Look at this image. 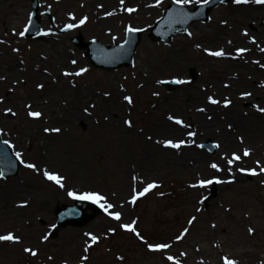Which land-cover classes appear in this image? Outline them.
Wrapping results in <instances>:
<instances>
[{
    "label": "rangeland",
    "instance_id": "obj_1",
    "mask_svg": "<svg viewBox=\"0 0 264 264\" xmlns=\"http://www.w3.org/2000/svg\"><path fill=\"white\" fill-rule=\"evenodd\" d=\"M41 3L40 14L42 15L41 28L42 31L51 30L52 35H48L46 40L41 41V48L36 43L40 36L37 37H20L19 31L23 30L28 23L29 16L32 12L31 0H0V67L15 65L18 74L4 83L0 84V109L12 108L16 112V116L4 115L0 113V128L4 129V140H9L15 147L13 151H20L24 154L27 162H35L39 167L47 168L50 171L59 172L66 177V188L83 192V191H99L106 195L109 202L122 203L123 222H131L137 220V228L149 243L175 242L174 236L178 235L183 228L189 227V233L186 237H190L193 231L197 230L200 218L204 220L203 237L207 238L211 249L210 255H203L209 258L207 264H223L221 257L227 255L229 258L239 256V264H261L264 261V235L259 232L258 227L253 226V222L248 223L255 228V234L250 236L259 252L256 255L243 254L240 248H232L222 246L226 239H222L220 233H225L224 228H218L220 223L231 218L229 213H235L238 218L251 219L250 205H255L257 212L260 214L264 224V201L259 202V198L264 196V175L252 176L241 174L236 171L233 166V174L235 180L233 183L214 184L207 189H199L194 193L188 187L190 183L195 182L198 178L210 177L217 175L223 180L230 179L227 172L228 165L226 161L221 159L225 153L232 151H241L244 147L253 150V143L247 138L254 139L255 130L245 132L242 125L237 123L238 119L245 122L250 121L255 126L260 125L264 114L257 112L252 105L259 104L264 107V90L261 91L263 97H259L255 92L256 88L264 84V71L259 65L254 67H230L225 66L224 72H230V76L224 79L210 77L211 71L208 65L212 62V57L202 51L203 47L210 49H218L223 47L226 51L233 48H227L221 44V41L214 40L217 32L220 30L218 22L219 18L226 19L230 24L235 25L237 29L247 30L249 35L246 37L248 43L255 45L253 53L255 60L262 62L264 52L260 51L264 47V5L247 4L235 5L231 3L222 4L211 12V20L208 22H195L191 24L188 31L193 33L192 37H188L186 33L175 35L174 39L169 43L152 40L149 37L148 26L154 23L163 15L164 10L172 0H163L160 7H146L151 5L154 0H145L142 7L137 0H125L124 7H135L139 11L128 14L121 10L119 0H114L113 6L107 0H39ZM110 2V1H109ZM83 5V6H82ZM102 5V7H98ZM197 4L187 5L191 10ZM142 7V8H141ZM143 13H139L140 11ZM115 11L112 16H106L105 13ZM68 13L76 16L77 20L82 16H87L88 21L82 27L72 29L66 33L61 31L66 23L74 22L68 17ZM243 15L244 17H241ZM99 17L114 18V23L102 20L98 22ZM243 20V22H240ZM132 25L137 28H144V32L140 35V42L136 52L133 65L123 67L117 70L107 71L103 69L93 68L89 65L84 51H81L71 41L72 37L82 34L85 41L96 39L100 42L113 44L115 42H123L125 40V27ZM16 33V34H14ZM113 37H116L114 40ZM255 37L256 43L250 42ZM202 45L201 49H197L195 45ZM244 42L235 43L233 47L242 46ZM234 48V49H235ZM13 49H19L14 52ZM64 53L66 57L65 63H57L60 54ZM72 59L77 60V65L70 64ZM264 63V62H263ZM58 64V65H57ZM41 65V66H40ZM87 67L89 71L83 77H65L59 72L63 67L68 70H75L78 67ZM195 68L198 72L196 79L190 76V69ZM7 70L0 69V76L6 75ZM39 74L48 76L49 83ZM180 77L191 81L189 84H182L175 90H168L163 87L162 83L157 84V80H172L173 77ZM146 77L148 87L141 89L137 85ZM245 79L246 83L238 87H234L230 82L238 83L241 79ZM249 81V82H247ZM224 82L229 87H224ZM73 83L75 87H73ZM37 84H43L44 88L39 90ZM49 85H53L55 98H58L60 106L68 107L67 100L70 102L72 95L70 91L86 90L93 97V100L99 103L100 107L107 108L109 100L113 98V93L117 92L119 98L124 95H131L134 99L132 105L126 104L123 116L119 114L112 116L108 111L101 112L97 110V106L93 115L86 116L82 111V117L74 121V128L66 127V131L61 134H52L47 136L43 131V121L37 122L27 116L28 109L24 106L28 101L39 104L31 95L32 91L40 93L41 97L47 96ZM146 88V89H145ZM202 91V97L212 95L214 98L223 101L224 97L231 99L244 91L252 92L253 95L246 99H241L237 105H233L225 109V114L230 115L216 118L218 122H212L211 128H201L196 130L195 137L198 144H205L209 140L213 143L219 142L221 148L210 151L207 148H196L195 146L184 147L183 153L187 163H179L174 161L181 153V150H172L173 155L168 160H164L160 156V151L144 146L145 141L152 146L157 147L153 141L146 139L147 135L152 137H173L165 130L150 127V119L157 122L167 123L166 115L163 112L183 116L184 119L187 108L192 105L189 97L195 93ZM110 93L105 96L104 93ZM154 92H159V96H154ZM260 92V90H259ZM200 93V92H199ZM176 101L172 104L171 101ZM92 100L85 102V105H96ZM173 101V102H174ZM238 102V100H237ZM74 104L73 102L70 103ZM32 106L31 110L37 111L36 106ZM82 106V107H83ZM219 109L220 105H213ZM80 107V110L82 109ZM194 107V106H193ZM127 108H129L127 114ZM131 112V113H130ZM246 113V115H245ZM104 114L113 118L111 125L103 122ZM232 115H234L232 117ZM128 116L133 121V127L123 134V124L117 122ZM262 116V117H261ZM83 117H89L83 118ZM103 117V118H102ZM201 120L207 121L206 115L200 117ZM214 119V118H213ZM209 120V119H208ZM122 121V122H123ZM212 121V120H211ZM197 122V121H195ZM63 126L62 122H55ZM198 123V122H197ZM231 123L233 129L229 130L227 124ZM148 124V127L146 128ZM159 126V123H156ZM24 128V129H22ZM28 129V130H27ZM26 130V131H25ZM231 131L229 136L228 132ZM39 133V134H38ZM244 137V143L240 144L237 136ZM247 136V137H246ZM192 139V138H191ZM187 139V140H191ZM236 141L237 145H233ZM256 141H258L256 139ZM255 141V142H256ZM254 142V143H255ZM187 148H192L194 158L185 156L188 153ZM202 154V156L200 155ZM205 155L206 157H204ZM206 158V159H205ZM207 162V169H203L200 165ZM261 160L264 163V155H253L245 158L239 166L246 168H254L255 160ZM212 162L220 164L225 169L222 172L215 173L208 165ZM187 168H192L193 172L188 173ZM184 172H183V171ZM1 171V170H0ZM141 178L144 182L155 180L161 186L154 189L147 196L137 200L135 205L127 203L130 199L132 187L138 190L142 184L135 183L132 176ZM124 182L128 183L126 188ZM234 187H226L227 185ZM217 191V195L200 205L197 200L200 196H209L212 191ZM18 192V193H16ZM163 192L161 196L158 193ZM115 193V195H113ZM235 193L236 198H225L224 194L232 195ZM191 199L193 203L191 204ZM24 200L28 201L27 208H20L21 217L17 221L11 220L13 209L18 207L14 203ZM264 200V198H263ZM76 201L66 196L63 189H59L53 182L47 181L39 173H35L30 169H26L22 164L19 175L10 179H0V235L9 231L14 232L15 229L21 231L23 237L25 220L32 222L37 221L38 217L45 220L46 229H42L31 234L32 237L26 238L23 242L24 247H32L38 250V257L43 264H81V256H88L83 264H172L166 259L167 255H171L169 250L165 252H151L147 246L140 242L133 234L123 231L118 227V222L111 220L105 213L98 215L83 225H68L63 228L57 226L56 208L63 205H73ZM256 203V204H255ZM196 207L203 209L196 212ZM231 209V211H226ZM24 212V213H23ZM29 214H28V213ZM197 216V220L193 225L189 226L187 221L191 216ZM233 217V216H232ZM201 220V221H203ZM237 223V222H236ZM55 224L53 229L51 225ZM216 227L213 228L212 225ZM242 225H244L242 223ZM115 227V234L108 233V229ZM219 229V234L208 238L206 233L209 229ZM50 233L47 242L41 243L40 238L43 234ZM246 233V230H242ZM85 232H93L102 237L97 245H93L90 250L85 253L84 243H80L75 253H64V247H61L63 241H69L76 234L83 241L87 238ZM35 234V235H34ZM107 234V235H105ZM228 241V240H227ZM48 243V244H47ZM203 243V241H202ZM228 243V242H227ZM47 244V245H45ZM200 245V243H198ZM215 244V245H214ZM41 245H45L42 250ZM216 245H219L217 247ZM5 244L0 242V263L4 258ZM60 249V250H59ZM74 249V248H73ZM236 253H234V252ZM24 255V253H22ZM52 257L49 260V257ZM118 256L124 259L118 260ZM212 256V258H210ZM32 256L27 254V259L21 264H30L29 258ZM36 257L34 259H36ZM33 258V257H32ZM182 264H197L193 259L179 258ZM3 262V261H2ZM201 263V262H200ZM206 264V263H203Z\"/></svg>",
    "mask_w": 264,
    "mask_h": 264
},
{
    "label": "bare ground",
    "instance_id": "obj_2",
    "mask_svg": "<svg viewBox=\"0 0 264 264\" xmlns=\"http://www.w3.org/2000/svg\"><path fill=\"white\" fill-rule=\"evenodd\" d=\"M107 1H108V3H106V4H112L111 7H114L116 10L118 9L117 7L113 6V3H115V2H113L114 0H107ZM137 2L142 7L145 5V0H137ZM111 12H113V11H111ZM139 13H143L142 9ZM241 17H244V16L241 15ZM97 19H99L98 22H101L102 20H106V21H109V24L114 23V18H111V17H99ZM222 20H226V19H223L222 17L219 18L217 23H219V25H220V30H219V32H217L214 40L221 41V44H223L224 46L227 45V48H229V49L233 48V49L228 51V52H231L233 54H235L236 48H241V47L248 48V49H250V51L244 53L241 57H239L237 59H231V58H220V59H218V58L212 57L213 60H212L211 64L208 65L211 69V71L209 72V74H210L209 76L217 78V79L222 78V79L226 80L225 78H227L228 76H230L229 74H231L230 72H224L223 71L225 66H227V65L230 67L234 66L235 68L236 67H244V65H245V68H247V64H249L248 66L254 67L255 68L254 70L258 69L257 67H255L256 64L253 63V61H256L254 53H253L254 52L253 49H254L255 45L248 43L246 36L242 35L244 30L243 29H237L235 25L228 26L230 24L229 22L227 25H223V24H221ZM240 22H243V20H241ZM46 39H47V36L41 35L40 39L36 40L37 41L36 43L38 44L39 48H41V46H42L41 41L46 40ZM229 40L232 41L231 45H229L227 43ZM238 42H241V43L244 42L245 44H243L242 46H236V48L233 47L234 44L238 43ZM64 57H66V56L64 55V53L61 52L60 56L58 57L57 63L58 64L59 63L64 64L65 63ZM263 62H264V57L262 58V62H260V63L264 64ZM67 68L68 67L61 68L59 73L62 75L63 71L68 70ZM227 68H229V67H227ZM227 68H225V69H227ZM0 69L7 70V72L5 73L6 75L0 76V77H5V79H0V84H2L1 82L6 83L9 80V78H12L18 74V71H17V68L15 65H13L11 67L9 65L8 66H2L1 65ZM260 69L264 71V68L260 67ZM38 75L40 78H43L47 83H49L48 76H45V75L39 74V73H38ZM145 78L146 77H144L142 82H140L137 85L138 89H141L143 87H148L149 84H148L147 79H145ZM247 82H249V81H247ZM245 83H246V80L243 78L238 83L230 82V84L233 85L235 88L240 86V85H244ZM224 84H226V83L224 82ZM48 89L52 90V91H51V93H50V91H47V93H45V94H47V96H45V97H41L40 93L32 91L31 95L35 98L34 101H36L39 104H34V102H32V103L30 102V105L36 106L38 108L37 111H40L43 113L41 118L36 119L37 122L43 121V124H44L43 127L44 128L45 127H60L62 129L61 133L66 131V127L74 128V121L83 116L82 112L86 116H89V114H87L83 111L84 108H88L91 115L94 114V110L97 106V110H100L101 112L108 111L112 114V116L119 114L122 117L124 115L123 111H124L126 104H127L123 100V96H121L119 98V94L117 92H115V93H113V98L108 101L109 105L107 106V108L105 110L104 107H103V109L100 107L99 103L96 102V100L94 101L93 98H90L93 96L89 92H87L86 90L83 91V89H79V91L76 90V91H70L69 92V94L72 95L70 98L71 101L69 102L67 100L66 104L68 105V107H65L63 105L60 106L59 104H57L60 96L58 98H55V94L53 93V90H56V88L53 85H49ZM39 90H41V89H39ZM255 90H256L255 92L258 93L259 97H261V96L263 97V95L261 94L262 93L261 91L264 90V87L259 86L260 92H259L258 88H256ZM199 92H197L194 95H192L191 97H189V101L192 102V105H190L187 108V111L184 112L186 115L185 117H187V118L184 119L183 116L178 115L186 123L191 125L190 129H184V128H181L180 126L174 125L173 123H171L167 119H166L167 123H163V122H159V121L157 122L156 120L150 119V121H149L150 127H154V129L158 128L160 130H165L166 133H168V134H170L176 138H173V137L164 138V137H152L151 136L152 139L150 141H153V143L156 144L157 147L152 148L153 145L146 143V141H145L144 146H148L151 149H156L157 151H160L159 157L163 158L165 161L168 160V158H170L169 160H171V157L173 155V151H171L170 149L163 148L161 144L156 143L157 140L162 141L164 139H174V140L191 139L190 137L187 136V134H186L187 131H196V130L201 129V128H211L212 122H214V120L216 118L223 117L226 115L224 108L220 107L219 109H217L213 105L208 104L207 103V97H202L203 92L200 90H199ZM88 100H92L96 103L94 108L91 107V104L83 106L85 104V102H87ZM231 100L233 101V103H235L234 105H237L239 103V101H241V99L238 98V94H235V97H232ZM237 100H238V102H237ZM173 101H171L172 104L177 103L176 101H174V102ZM28 102L25 105H28L29 104ZM71 102H73L74 104L71 105L70 104ZM80 107H82L81 110H80ZM133 107L134 106L132 105L131 109H133ZM199 107H206L207 112L206 113L197 112L196 109ZM128 110H129V108H127V114H129ZM0 113L4 114V109H0ZM163 114H164V116L166 115V118L169 115V113L165 114L164 112H163ZM204 115H206V118L210 115L212 117V119H211L212 121L208 120V119H207V121L201 120L200 117H202ZM103 116H104V118L102 117L103 122H106L109 125H111L113 123L112 117H108L107 119H105V116H107V114H104ZM120 116H118V118L121 120H119V121L117 120V122L123 124V122H122L123 120ZM233 116L234 115H232V117ZM226 117L230 118L231 116L226 115ZM83 118L89 119V117H83ZM126 119H130V117L129 116H128V118L125 117L124 120H126ZM195 121H197L198 123ZM55 122L64 123L62 125L65 126V128L56 124ZM215 122H218V120L216 119ZM156 123H159V126ZM237 123H240L242 125L241 127L245 132H248L250 130H255L257 132L256 133L257 136L254 139H250L247 136L246 137L253 143V153H255L256 155H264V117H263V119H261V123L258 126H255L250 121L245 122L242 119H238ZM123 126H124V124H123ZM147 127H148V124H147L146 128ZM22 129H24V128H22ZM128 129L129 128L125 125L124 130H123V134H126L128 132ZM228 133H229V136H232L231 131ZM46 134H47V136H50V135L55 134V133H52V134L46 133ZM148 136H150V135H147L146 139ZM256 139L258 141H256ZM233 142H234L233 145H237L236 141L233 140ZM191 149L192 148H187L188 153H186L185 156L189 155V156L194 158V151ZM172 150H175V149H172ZM180 150H181V153L177 156V158L174 161H177L179 163H187V161H185L186 158L183 155V153L185 152L184 148H181ZM200 155L202 156V154H200ZM203 156L206 157L205 155H203ZM205 159H203L204 162L200 165V167L203 169H207V162H205L206 161ZM192 170H193L192 168H187L186 171L188 173H192L193 172ZM124 184L127 188L128 183L124 182ZM232 186L234 187V185L228 184L226 187L229 189V187H232ZM191 192L197 193V192H199V190H192ZM16 193H18V192H16ZM223 197H224V199L229 198V197L236 198V195H235V193H232V195L224 194ZM263 198H264V196H261V198H259L258 201L259 202L264 201ZM20 203H19V201H17L14 203V206L17 207V205ZM192 203H193V199H191L190 207H191ZM19 209H20V207L12 210L13 212L11 213V217H10L11 220L17 221L21 217V213L18 212ZM249 210L251 211V216H252L251 219H247L249 222H247L246 219H242L240 217L238 218V216L235 213H229L231 215L230 217L234 218V219L229 218L228 220L220 223V226L218 227V228L226 229L225 233H223V234L220 233V236L222 237V239H226V242L222 243V240H219V241H221L222 246H228L229 250H232V248H237V249L240 248L243 250V251H241L243 254L256 255L259 251L257 249L252 248L255 246L256 243H254L252 238H249V236L246 235L247 229L249 227H252L248 223L253 222V224H255L253 226L258 227L259 232H261V234H263V235H264V224H263L262 217L257 212L255 205H253V204L250 205ZM41 219L42 218L38 217V219H37L38 223H37V221L32 222V221L26 219L25 224L23 225L24 226V230L22 232V233H24L23 237L20 235L21 231L18 230L19 228L15 229L14 233L21 236L22 241H24L26 238L32 237L31 234H33L35 232L38 233V231H41L42 229H46L47 226L44 223L46 219L45 220H41ZM201 220H203V219L200 218V222H198L199 224L197 226V230L193 231V233L191 234L190 237H185L184 240H182L180 242L175 241L172 244L173 246L169 250L171 255H173L177 258H186V259L191 258V259L195 260L197 264H201L200 263L201 261H203V263H206V264L209 263V261H208L209 258L208 257L206 258L203 255H205V256L210 255L211 251L214 249L213 248L211 249L209 243L206 242V240L208 241V239L203 237V230H205L204 229L205 226L203 225L204 220L203 221H201ZM242 223L244 225H242ZM206 228L209 229L210 227H206ZM242 230H246V233ZM218 231H219V229L216 231H215V229H209L206 232L208 234V238L210 239V237H213L214 235H218L219 234ZM44 232L45 231H43V234H44ZM41 237H39L40 241H41ZM70 239H71L70 245H69V241L65 240L61 243V247H64V249H62V251L64 250V253H69V252L71 253L72 252V254H73L79 248L80 243L81 242L84 243L85 240L83 241V239L80 236H78V234H76L74 238H70ZM174 240H175V236H174ZM202 241H203V243H202ZM3 243L5 244V249L3 252L4 258L2 259L3 262L1 261L0 264H21V262L23 260L27 259V253H25L23 251V242H21L20 244H12L9 242H3ZM41 243H43V242H41ZM198 243H200V245ZM47 244H45V245H47ZM45 245H41L42 250L45 248ZM197 248L199 249V251H197ZM180 252H186L187 256L186 257L179 256ZM22 253H24V255ZM234 253H236V252H234ZM232 256L236 260L239 259L238 255L234 256V254H232ZM34 258L35 257L29 258L30 264H43L41 262L42 261L41 259H39L38 257H36V259H34ZM210 258H212V256Z\"/></svg>",
    "mask_w": 264,
    "mask_h": 264
},
{
    "label": "snow or ice",
    "instance_id": "obj_3",
    "mask_svg": "<svg viewBox=\"0 0 264 264\" xmlns=\"http://www.w3.org/2000/svg\"><path fill=\"white\" fill-rule=\"evenodd\" d=\"M120 2V6H121V10L124 12H127L128 14H131L133 12L138 11L137 8L135 7H124L125 4V0H119ZM214 2V0H172V4L178 6L175 10H169V14L170 16H174L175 18H177L178 22L181 23H187V20L191 18V14L187 13L184 11L185 6L187 5H191V4H198L201 6H206L209 3ZM220 4H227V3H231V4H235V5H247V4H256V5H264V0H219ZM163 4V0H154V3L151 5H145L146 7H160ZM83 6V5H82ZM98 7H102V5H98ZM115 11L113 12H107L105 13L106 16H111L114 15ZM68 17L71 21L74 22H70V23H66L63 27V29H61V31L64 32H68L72 29H76L79 27H82L83 25H85L88 21V17L87 16H82L81 18H79L77 20L76 16L72 13H68ZM209 20H211V17H209ZM30 24H31V16H29L28 19V23L25 25V27L23 28V30L19 31L18 35L20 37H24L26 35V33L29 32L30 30ZM221 24L223 25H227L228 21L227 20H222ZM125 34L127 36H131L134 33L137 32H143L144 29L143 28H137V27H133L132 25H127L124 29ZM184 31L186 32L188 37H192L193 33L191 31H188L187 28L184 29ZM16 34V33H14ZM53 33L51 32V30L48 31H38L37 35H44V36H48V35H52ZM243 36H248L249 33L247 30H245L242 33ZM113 39L115 40L116 37H113ZM95 42V40L93 41ZM251 43L255 44L256 43V39L255 37H252L250 40ZM0 43H5V41H0ZM131 43L130 39H125L123 41L122 44L119 45V50H123L125 49V47ZM229 45L232 44V41L229 40L227 42ZM195 47L197 49H201L202 45L197 43L195 45ZM14 52H18L19 49H13ZM202 51L204 53H206L208 56L213 57V58H231V59H237L239 57H241L244 53L250 51V49L248 48H236L235 49V54L226 51L223 47L218 48V49H210L207 47H203ZM261 52H264V47L260 48ZM77 60L76 59H72L70 61V64L75 66L77 65ZM253 63L259 65L261 68H264V64H261L259 60L253 61ZM89 71V69L87 67H78L75 70H65L63 71L62 75L65 77H83L87 72ZM0 79H5V77H0ZM175 83V84H189L191 83V81L187 80V79H183L180 77H173V79L171 81H163V80H157L156 83L157 84H161V83ZM261 87H264V84L260 85ZM38 89H43L44 85L43 84H37L36 86ZM73 87H75V84L73 83ZM225 88L229 87L228 84L224 85ZM105 96H109L110 93L105 92L104 93ZM154 96H159L160 93L159 92H154L153 93ZM253 95L252 92L249 91H244L240 93V98L241 99H246L248 97H251ZM123 100L128 104V105H133L134 104V99L131 95H124L123 96ZM3 102V99L0 98V103ZM207 103L211 104V105H220L225 109L230 108L233 105V101L231 99H229L228 97H224L223 101L214 98L212 95L207 96ZM25 107L28 109L27 111V116L32 118V119H39L42 117L43 113L40 111H33L32 106L30 104L25 105ZM91 107H95V105H91ZM252 107L259 113L264 114V107H261L259 104H253ZM83 111L89 115H91V113L89 112L88 108H84ZM197 112L200 113H206L207 112V108L206 107H199L196 109ZM4 115L8 116H16V112L13 111L12 108H5L4 109ZM246 115V113H245ZM105 119H107V116H105ZM207 119L211 120L212 117L209 115L207 117ZM167 120L170 121L171 123H173L174 125L180 126L181 128L184 129H190L191 125L186 123L182 118H180L179 116L176 115H172L169 114L167 116ZM123 123L128 127V128H132L133 127V121L131 119H126L123 121ZM227 128L229 130L233 129V125L231 123L227 124ZM43 131L45 133H55V134H60L62 129L60 127H45L43 129ZM4 133V129L0 128V136H3ZM187 136L192 138L190 141L189 140H185V139H178V140H174V139H164V140H157L156 143L161 144L163 148L165 149H175V150H180L181 148L184 147H190V146H195L196 148H201L203 149L205 147L204 144H198L196 142L195 137L197 136V132L195 131H187ZM148 140H151L152 137L148 136L147 137ZM237 140L239 141L240 144L244 143V137L241 136H237ZM2 143L4 145H7L10 148H14L15 145H13L9 140H3ZM212 147H215L216 149L221 148V144L219 142H216L214 145H212ZM211 150V149H209ZM253 155V150L249 147H244L241 151L237 152V151H232L230 154L229 153H225L221 159L226 161V164L228 165L227 167V172L230 175V179L228 180H223L221 179L219 176L217 175H211L210 177H205V178H198L195 182L190 183L188 185L189 188L191 189H207L210 185L213 184H225V183H233L235 180V175L233 174V166H236V171L241 173V174H245V175H252V176H261L264 175V163H262L261 160L257 159L255 160V165L256 167L254 168H246V167H241L239 166L240 163L245 159V158H250ZM14 156L15 159L17 161H19L20 164H22L26 169H30L35 173H39L43 176V178L47 181L53 182L59 189H63L66 192V196L71 198L72 200L75 201H90L93 204H96L98 207H100L103 212L111 218V220L118 222V227L120 229H122L125 232L131 233L133 234L140 242H142L143 244H145L147 246V249L151 252H165L166 250L172 248V244L168 243V242H160V243H149L148 240L145 238L144 235L141 234V232L138 230L137 228V220L133 219L131 222H123V213L120 209L123 208V204L122 203H112L109 202V199L106 195L102 194L99 191H83V192H78L69 188H66V184H65V180L66 177L61 175L59 172L56 171H50L47 168H42L39 167L37 165V163L35 162H27L25 161L24 154L20 151H16L14 152ZM14 166V165H13ZM208 167L210 169L215 170V173H219L224 171L225 169H223L220 164L216 163V162H212L208 165ZM4 178V171H0V179ZM132 180L135 183H140L142 184V187L138 190L136 187H132L131 189V193H130V199L127 201V203H130L132 205H135L137 200H139L142 197L147 196L150 192H152L154 189H158L161 185L159 183H157L155 180L151 181V182H144L141 178L137 177V176H132ZM159 195L163 196L164 193L160 192L158 193ZM113 195H115V193H113ZM208 197L207 196H200L197 200V203L202 205L207 201ZM28 206V201L24 200L22 201L20 204L17 205V207L20 208H24ZM70 211H74V210H70ZM203 211L202 208L200 207H196V212H201ZM226 211H231V209H226ZM197 220V216L193 215L190 217V219L187 221L188 225L191 226L193 225V223ZM51 227L53 229L56 228V225L53 224L51 225ZM213 228L216 227L215 224L212 225ZM108 233L111 234H115L117 229L115 227L109 228ZM247 232L250 236L255 234V229L252 227H249L247 229ZM189 233V227H185L183 228V230L175 236V241L176 242H180L182 240L185 239V237L188 235ZM50 233H45L42 235L41 237V242H47L50 238ZM107 235V234H105ZM84 236L87 238L84 242V249L83 251L85 253H87L90 248H92L93 245H97L100 243L102 237L98 234H94L93 232H85ZM0 242H9L12 244H20L22 242L21 240V236L15 234L12 231L7 232L6 234H2L0 235ZM217 247H219V245H216ZM23 251L27 254H29L32 257H36L38 255V250L32 248V247H24ZM197 251H199V249L197 248ZM179 256L181 257H186L187 253L186 252H180ZM52 257H49V260H51ZM81 264H83L84 261H86L88 259V256H81ZM118 260H123L124 257L123 256H118L117 257ZM166 259L170 262H172V264H182L181 260L173 255H167ZM221 260L223 262V264H239V261L236 259H232L229 258L227 255H224L221 257ZM65 264H67V262H65ZM201 264H203V261H201ZM261 264H264V261L261 262Z\"/></svg>",
    "mask_w": 264,
    "mask_h": 264
},
{
    "label": "water",
    "instance_id": "obj_4",
    "mask_svg": "<svg viewBox=\"0 0 264 264\" xmlns=\"http://www.w3.org/2000/svg\"><path fill=\"white\" fill-rule=\"evenodd\" d=\"M34 1V16H33V23L28 32V34H35L39 29V18L36 16V11L38 10L39 4L38 0ZM219 3V0H214V2L209 3L206 6H203L198 12L194 14L193 17L187 20V23L175 22V25H171L172 28L167 26L168 18L170 17L169 10H172L173 5L166 11L165 17L160 20L157 25L150 28L152 34L151 36L155 39H163V40H170L172 36L177 32L184 31L187 28L188 24L192 23L195 20H202L207 21L209 18V11L215 7ZM181 23L183 25L182 28H176V24ZM140 34L141 32L134 33L130 37L131 43H129L125 49L119 50V45L116 44L115 46H107L104 44L99 43L98 41L86 43L82 40V36L79 35L76 38H73L74 41L79 47L86 48V56L88 57V61L94 67H102L107 69L118 68L124 65H129L132 63V58L136 51V48L139 41H140ZM192 77H195L196 71L191 70ZM168 88L174 89L178 88V84L175 83H166ZM14 165V166H13ZM0 166L2 167V171H4V175L6 177H11L18 174L19 171V161L15 159V156L7 145L2 143L0 139ZM216 195L214 191L213 196ZM210 197V198H211ZM91 209L93 211L92 214H86V209ZM58 221L60 227H64L70 223L74 225H83L89 222L92 218H94L97 214L101 212L100 207L96 204H93L88 201H79L76 206H65L63 208H58ZM74 210V211H70Z\"/></svg>",
    "mask_w": 264,
    "mask_h": 264
}]
</instances>
